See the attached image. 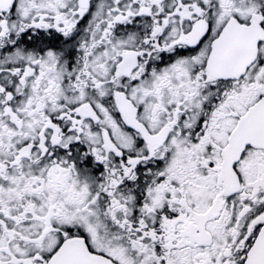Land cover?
<instances>
[{"label": "snow or ice", "instance_id": "6c2138e0", "mask_svg": "<svg viewBox=\"0 0 264 264\" xmlns=\"http://www.w3.org/2000/svg\"><path fill=\"white\" fill-rule=\"evenodd\" d=\"M0 264H264V0H0Z\"/></svg>", "mask_w": 264, "mask_h": 264}]
</instances>
